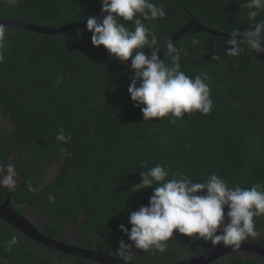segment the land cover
Instances as JSON below:
<instances>
[{"label": "trees", "instance_id": "obj_1", "mask_svg": "<svg viewBox=\"0 0 264 264\" xmlns=\"http://www.w3.org/2000/svg\"><path fill=\"white\" fill-rule=\"evenodd\" d=\"M152 2L166 11L164 19L146 21L154 26L159 47L192 18L224 34L251 26L235 0ZM101 7V0H19L13 7L0 2V18L59 28L86 23L82 17L103 19ZM262 19L264 12L257 21ZM0 25L7 39L0 63V164H12L18 173L14 191L0 185V201L10 195L19 214L28 209L42 217L38 228L48 237L59 240L75 228L66 242L121 259L119 241L133 242L119 226L130 230V213L147 206L153 193L152 188L136 192L134 186L141 171L158 163L169 179L183 173L204 182L215 174L229 187L264 183V52L245 47L229 56L227 35H181L175 46L189 52L181 54V70L193 78L207 73L212 111L185 113L174 124L167 117L143 121L128 92L130 64L94 46L87 28L38 33ZM194 38L200 44L193 46ZM144 51L150 55V49ZM61 128L71 135L68 143L56 139ZM254 222L258 234L245 241L264 246V215ZM13 236L18 242L9 250ZM167 243L163 253L133 244L134 263H177L215 247L176 230ZM0 264L102 263L49 249L0 219ZM208 264H264V257L232 251Z\"/></svg>", "mask_w": 264, "mask_h": 264}, {"label": "clouds", "instance_id": "obj_2", "mask_svg": "<svg viewBox=\"0 0 264 264\" xmlns=\"http://www.w3.org/2000/svg\"><path fill=\"white\" fill-rule=\"evenodd\" d=\"M0 2L13 7L19 0ZM235 2L251 26L247 30L233 29L229 32L227 54L238 56L245 47L255 53L264 52V19L257 21V17L264 12V0ZM101 5L103 19L92 16L82 18L86 19L94 46H103L125 66L131 58L130 67L134 74L128 92L131 100L140 107L143 121L167 117L174 124L176 120L184 119L185 113L207 115L212 111L207 73L194 78L186 75L179 61L181 54L189 55L188 50L176 47L171 39L162 48L159 47L154 26L146 24V21L166 17L161 5L152 0H101ZM122 21L131 22L134 28L129 29ZM191 44L196 46L200 41L194 38ZM145 49L151 50L150 55ZM161 49L170 58V63L165 62V56L163 59L158 56ZM6 50V29L0 25V63L5 60ZM59 83L58 80L57 86ZM56 139L68 143L71 135H65L61 128ZM17 176L14 165L0 164V185L14 191ZM168 176L166 167L159 163L140 172L141 182L134 186L139 189L136 192L152 188L153 193L147 206L130 213V230L124 224L119 226L120 231L133 242L119 241L116 254L124 264H134V248L163 253L168 247L167 242L174 236V230L184 236L210 242L213 246H232L234 250L240 248L241 242L258 234L254 218L264 215V183L242 188L229 187L215 174L204 182H193L183 173L179 174V178L174 175L169 179ZM49 199L54 200V197ZM17 242L13 236L8 242L9 250Z\"/></svg>", "mask_w": 264, "mask_h": 264}, {"label": "water", "instance_id": "obj_3", "mask_svg": "<svg viewBox=\"0 0 264 264\" xmlns=\"http://www.w3.org/2000/svg\"><path fill=\"white\" fill-rule=\"evenodd\" d=\"M0 24L18 26L38 33H55V32L67 31L73 28H87L86 23L65 25L59 28H44L41 26H35L20 21H13L8 19H1V18H0ZM197 31H203L215 35L229 36V34H224L222 32L207 28L203 26L196 18H192V20L188 24H186L181 29L176 31L169 39H171L174 42L181 35L185 33H189V32L193 33ZM237 38H241V37H237ZM166 42L164 44H166ZM164 44L162 45V47L164 46ZM164 54L165 52L163 51V49H161V51L158 53V56L162 58ZM127 63L131 65V58H129ZM0 219L6 221L8 224H10L14 228L22 232L24 235L30 237L36 243L44 245L49 249H54L56 251L63 252L64 254L74 255V256L82 257L84 259H90L102 264H124V261H122L119 258H115L111 255H106L104 253H100L94 250H88L70 243H66L64 242V237L60 238L59 240L48 237L26 215L19 214L15 209L11 207L10 195H7L5 200L2 203H0ZM232 251H248L259 254L264 257V246L253 242L243 241L241 242V246L239 249L234 250L232 246L217 245L214 248L206 251L205 253L199 256H194L190 259H186L181 262L170 263V264H208L211 263L216 258L224 254L230 253ZM134 264H138V263H134Z\"/></svg>", "mask_w": 264, "mask_h": 264}, {"label": "rangeland", "instance_id": "obj_4", "mask_svg": "<svg viewBox=\"0 0 264 264\" xmlns=\"http://www.w3.org/2000/svg\"><path fill=\"white\" fill-rule=\"evenodd\" d=\"M54 170H55V169H52V171L49 173V177H51V176L54 174ZM16 179H17V178H16ZM25 214H26V216H27V217H28L33 223H35V224H37V225H41V224H44V223H45V221H44V219H43L42 217L34 215V214H33L32 212H30L28 209H27V211L25 212ZM75 230H76L75 228H72V229L66 231V233L64 234V238H66V239H71V237H72V235L74 234Z\"/></svg>", "mask_w": 264, "mask_h": 264}, {"label": "flooded vegetation", "instance_id": "obj_5", "mask_svg": "<svg viewBox=\"0 0 264 264\" xmlns=\"http://www.w3.org/2000/svg\"><path fill=\"white\" fill-rule=\"evenodd\" d=\"M2 202H3V201H0V203H2ZM36 225H37V224H36ZM37 226H38V225H37ZM63 237H64V236H63ZM65 240H66V238L64 239V242H66ZM66 243H69V242H66ZM70 244H72V243H70Z\"/></svg>", "mask_w": 264, "mask_h": 264}]
</instances>
